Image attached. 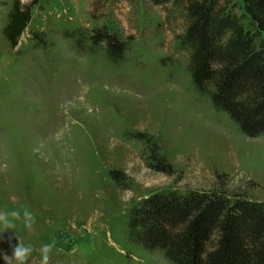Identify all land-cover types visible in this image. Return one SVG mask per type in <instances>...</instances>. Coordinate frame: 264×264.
<instances>
[{
  "label": "rangeland",
  "instance_id": "374dc122",
  "mask_svg": "<svg viewBox=\"0 0 264 264\" xmlns=\"http://www.w3.org/2000/svg\"><path fill=\"white\" fill-rule=\"evenodd\" d=\"M12 2L0 0V210L35 217L14 230L32 246L26 264H40L48 242V264H171L126 237L129 208L157 190L264 202V135L246 136L194 91L181 4L45 0L12 48L2 34ZM215 2L244 13L241 0ZM104 26L126 43L119 61L88 39ZM152 142L172 173L153 168ZM0 248L10 254L7 242Z\"/></svg>",
  "mask_w": 264,
  "mask_h": 264
},
{
  "label": "trees",
  "instance_id": "16d2710c",
  "mask_svg": "<svg viewBox=\"0 0 264 264\" xmlns=\"http://www.w3.org/2000/svg\"><path fill=\"white\" fill-rule=\"evenodd\" d=\"M42 1L13 0L2 28L10 47L17 46L32 9ZM174 2L188 18L179 38L189 53L187 71L194 91L225 112L246 136L264 135V0H241V14L215 0ZM31 35L45 43L42 32ZM88 39L93 46L103 43L109 60H121L126 43L107 27L93 30ZM150 151L157 159L153 168L172 173L155 142ZM109 174L119 181V171ZM125 230L130 243L160 250L171 264H264V202L238 193L157 190L129 208Z\"/></svg>",
  "mask_w": 264,
  "mask_h": 264
},
{
  "label": "clouds",
  "instance_id": "9594fccd",
  "mask_svg": "<svg viewBox=\"0 0 264 264\" xmlns=\"http://www.w3.org/2000/svg\"><path fill=\"white\" fill-rule=\"evenodd\" d=\"M17 222H22L24 228L30 229L35 222V217L28 207L20 209L0 210V242H7L10 254H6L0 248V260L3 264H26V261L33 251L31 245H26L15 235ZM5 233H9L5 236ZM13 239L15 243L13 244ZM53 243H42L40 245V264H48L50 254L53 250Z\"/></svg>",
  "mask_w": 264,
  "mask_h": 264
},
{
  "label": "bare ground",
  "instance_id": "6f19581e",
  "mask_svg": "<svg viewBox=\"0 0 264 264\" xmlns=\"http://www.w3.org/2000/svg\"><path fill=\"white\" fill-rule=\"evenodd\" d=\"M190 115H192V114H190ZM199 116H201V115H199ZM196 118H198V116L196 117ZM202 118V117H201ZM199 119V118H198ZM200 121L201 120H199L198 122L200 123ZM193 122V121H192ZM203 122V121H202ZM202 124V123H201ZM181 130V129H180ZM198 130H199V128H198ZM192 131V130H191ZM200 131H202V130H200ZM200 133V132H199ZM189 135V134H188Z\"/></svg>",
  "mask_w": 264,
  "mask_h": 264
}]
</instances>
